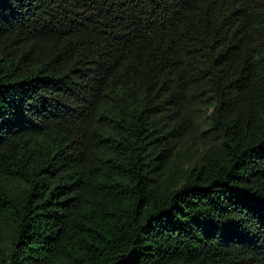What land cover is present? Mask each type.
I'll return each instance as SVG.
<instances>
[{
    "label": "trees",
    "instance_id": "16d2710c",
    "mask_svg": "<svg viewBox=\"0 0 264 264\" xmlns=\"http://www.w3.org/2000/svg\"><path fill=\"white\" fill-rule=\"evenodd\" d=\"M0 264H264V0H0Z\"/></svg>",
    "mask_w": 264,
    "mask_h": 264
}]
</instances>
